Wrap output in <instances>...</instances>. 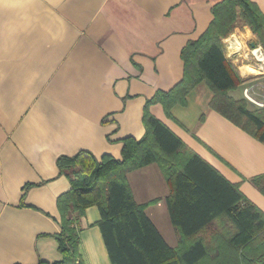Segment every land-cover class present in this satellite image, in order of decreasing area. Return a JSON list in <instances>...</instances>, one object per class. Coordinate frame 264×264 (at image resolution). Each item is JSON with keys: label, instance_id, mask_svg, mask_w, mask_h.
Returning <instances> with one entry per match:
<instances>
[{"label": "crops", "instance_id": "crops-1", "mask_svg": "<svg viewBox=\"0 0 264 264\" xmlns=\"http://www.w3.org/2000/svg\"><path fill=\"white\" fill-rule=\"evenodd\" d=\"M222 1L0 0V264L61 260L57 201L71 184L59 175L58 158L89 151L120 160L122 141L145 134L146 102L183 80L182 50L205 33ZM252 1L264 14V0ZM224 48L242 80L230 96L264 118V72ZM212 98L202 82L170 117L161 104L150 111L264 213V194L251 182L264 176V143L213 110ZM127 180L138 204L156 202L146 213L177 247L160 168L147 166ZM100 220L97 206L80 217L78 264H112ZM215 232L216 224L206 239Z\"/></svg>", "mask_w": 264, "mask_h": 264}, {"label": "trees", "instance_id": "trees-1", "mask_svg": "<svg viewBox=\"0 0 264 264\" xmlns=\"http://www.w3.org/2000/svg\"><path fill=\"white\" fill-rule=\"evenodd\" d=\"M212 13L205 33L182 50L183 80L146 102L145 134L122 141L120 160L111 155L98 159L89 151L58 158L59 175L71 184L57 201L61 231L56 240L62 258L39 264L82 263L78 223L92 206L100 210L99 227L112 264H264V213L150 111L161 104L170 117L172 108L186 106L189 93L205 82L213 92L210 107L264 143L262 114L230 96L242 80L222 42L242 21L264 47V14L252 0H223ZM153 164L170 189V218L180 234L175 248L146 213L156 202L138 204L127 180L130 173ZM263 181L264 176L251 179L264 194ZM215 224L216 232L206 239Z\"/></svg>", "mask_w": 264, "mask_h": 264}, {"label": "built area", "instance_id": "built-area-1", "mask_svg": "<svg viewBox=\"0 0 264 264\" xmlns=\"http://www.w3.org/2000/svg\"><path fill=\"white\" fill-rule=\"evenodd\" d=\"M235 35H231V38H233ZM231 38L225 39L224 43L228 45V49L232 51L231 56H241L243 58H250L253 59V61L259 65V68L261 71L264 72V49L262 48L261 45H259L256 41L249 43L248 46V51H244V47H242V44L239 43L238 41L234 40L233 42L235 44L231 45ZM254 44V46H252ZM245 98L250 101L255 103L253 99L250 97V89L245 90Z\"/></svg>", "mask_w": 264, "mask_h": 264}, {"label": "rangeland", "instance_id": "rangeland-1", "mask_svg": "<svg viewBox=\"0 0 264 264\" xmlns=\"http://www.w3.org/2000/svg\"><path fill=\"white\" fill-rule=\"evenodd\" d=\"M244 27H248V26H246L242 21L241 22H239L238 24H237V27H236V29L232 32V34H230L227 38H225V39H228V38H230L231 37V35H235V33H236V37H238V38H236V40H238V42L239 43H241L242 44V47H244V51H248V46H249V43H250V41L248 40V41H242L243 39L241 38V37H243V38H250V40H253L254 38H256V42L259 44V45H261L262 46V44L259 42V40H258V38H257V36H255L253 33H252V31H251V33L253 34H251V33H249V35H248V37L246 36L245 37V35L244 34H246V32H245V29H244ZM249 28V27H248ZM250 29V28H249ZM238 30V31H237ZM234 33V34H233ZM225 39H223L222 40V42H223V45H224V40ZM235 39H233V41H234ZM262 48L264 49V47L262 46Z\"/></svg>", "mask_w": 264, "mask_h": 264}, {"label": "water", "instance_id": "water-1", "mask_svg": "<svg viewBox=\"0 0 264 264\" xmlns=\"http://www.w3.org/2000/svg\"><path fill=\"white\" fill-rule=\"evenodd\" d=\"M252 46H254V44Z\"/></svg>", "mask_w": 264, "mask_h": 264}]
</instances>
